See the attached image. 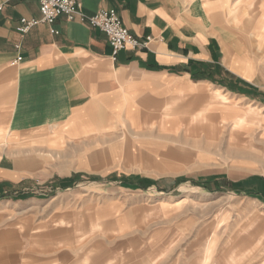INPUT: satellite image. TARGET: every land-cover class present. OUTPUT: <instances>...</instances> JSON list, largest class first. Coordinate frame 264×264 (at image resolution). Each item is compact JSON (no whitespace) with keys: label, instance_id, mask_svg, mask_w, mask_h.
I'll return each instance as SVG.
<instances>
[{"label":"rangeland","instance_id":"obj_1","mask_svg":"<svg viewBox=\"0 0 264 264\" xmlns=\"http://www.w3.org/2000/svg\"><path fill=\"white\" fill-rule=\"evenodd\" d=\"M261 43L250 71L218 74L227 88L169 106L171 119L151 126L166 135L107 121L87 136L22 143L47 150L22 154L45 160L21 181H0L21 251L33 264H264Z\"/></svg>","mask_w":264,"mask_h":264},{"label":"crops","instance_id":"obj_2","mask_svg":"<svg viewBox=\"0 0 264 264\" xmlns=\"http://www.w3.org/2000/svg\"><path fill=\"white\" fill-rule=\"evenodd\" d=\"M78 1L87 14L116 8L133 34L152 40L115 60L101 29L60 15L23 33L22 18H41L39 0H0V181H21L45 160L22 157L47 150L23 147L28 140L87 136L107 121H134L135 136L166 135L151 126L171 119L169 106L227 88L218 74L250 71L253 42L264 41V0ZM13 205L0 200V264H33Z\"/></svg>","mask_w":264,"mask_h":264},{"label":"built area","instance_id":"obj_3","mask_svg":"<svg viewBox=\"0 0 264 264\" xmlns=\"http://www.w3.org/2000/svg\"><path fill=\"white\" fill-rule=\"evenodd\" d=\"M39 3L41 18H22L18 26L20 32L29 31L32 26L39 22L53 24L60 15H64L70 21H79L105 32L112 47V57L115 60L120 51L144 48L152 40L151 36L142 39L133 34L124 24L116 8H102L93 14H87L83 11L78 0H39ZM2 10L3 5H0V12ZM51 31L59 33L55 28H52ZM17 47L19 48V45ZM21 58L19 56L13 63L18 62Z\"/></svg>","mask_w":264,"mask_h":264}]
</instances>
